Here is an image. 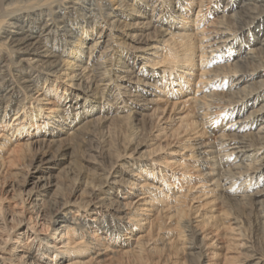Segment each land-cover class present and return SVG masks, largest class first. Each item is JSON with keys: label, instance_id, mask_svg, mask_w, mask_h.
I'll return each instance as SVG.
<instances>
[{"label": "bare ground", "instance_id": "6f19581e", "mask_svg": "<svg viewBox=\"0 0 264 264\" xmlns=\"http://www.w3.org/2000/svg\"><path fill=\"white\" fill-rule=\"evenodd\" d=\"M0 185V264H264V0L1 7Z\"/></svg>", "mask_w": 264, "mask_h": 264}, {"label": "rangeland", "instance_id": "374dc122", "mask_svg": "<svg viewBox=\"0 0 264 264\" xmlns=\"http://www.w3.org/2000/svg\"><path fill=\"white\" fill-rule=\"evenodd\" d=\"M3 2L1 3V1H0V8L1 7H5L7 4H9V3H11L12 2V0H2ZM24 1H26V0H24ZM6 4V5H5ZM3 5V6H2ZM82 161H80V163H81ZM81 164H84L83 162L81 163ZM25 178V176L23 175L22 177H19V179H18V182L19 181H23V179ZM21 179V180H20ZM0 188H1V185H0Z\"/></svg>", "mask_w": 264, "mask_h": 264}]
</instances>
